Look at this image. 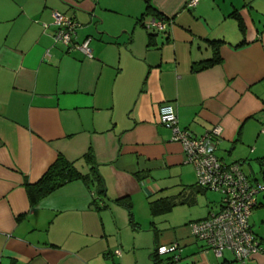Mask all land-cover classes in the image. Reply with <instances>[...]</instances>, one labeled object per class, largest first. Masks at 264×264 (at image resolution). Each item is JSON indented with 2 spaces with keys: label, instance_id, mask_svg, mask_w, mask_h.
I'll return each mask as SVG.
<instances>
[{
  "label": "crops",
  "instance_id": "1",
  "mask_svg": "<svg viewBox=\"0 0 264 264\" xmlns=\"http://www.w3.org/2000/svg\"><path fill=\"white\" fill-rule=\"evenodd\" d=\"M189 1L0 0V264H237L192 235L222 196L197 184L159 107L170 104L195 135L220 125L218 159L264 179V0ZM148 5L171 19L167 30L144 27ZM53 12L80 24L76 44L91 37V57L54 43ZM212 42L222 61L197 70ZM88 152L107 197L75 180L30 207L26 182L59 154L89 173ZM262 213L264 193L249 219L264 244V218L252 219ZM172 243L178 261L157 255ZM245 264H264V252Z\"/></svg>",
  "mask_w": 264,
  "mask_h": 264
},
{
  "label": "built area",
  "instance_id": "2",
  "mask_svg": "<svg viewBox=\"0 0 264 264\" xmlns=\"http://www.w3.org/2000/svg\"><path fill=\"white\" fill-rule=\"evenodd\" d=\"M198 1L190 0L188 7L194 6ZM170 24L171 19L153 18L143 22L144 27L152 33L165 31ZM51 25L54 27V43L62 44L68 50L82 51L88 57L92 56L91 37L80 44L74 42L80 26L76 20L60 12H53ZM43 26L47 28L49 25ZM159 119L171 131V140L182 145L186 162L194 168L197 184L206 190L219 192L222 196L217 212L191 223L194 238L204 243L216 257H221L225 251L232 253L237 264H245L255 253L264 252V244L254 234L249 222L257 205L258 195L264 193V179L251 183L240 164H224L218 159L216 150L222 135L220 125H214L202 135H195L188 129L180 128L174 108L166 103L159 107ZM261 133H264V122ZM260 163L264 169V159ZM179 251L180 245L172 243L159 246L156 253L158 256L170 254L172 261H178ZM114 254L120 256L121 251L117 249Z\"/></svg>",
  "mask_w": 264,
  "mask_h": 264
},
{
  "label": "trees",
  "instance_id": "3",
  "mask_svg": "<svg viewBox=\"0 0 264 264\" xmlns=\"http://www.w3.org/2000/svg\"><path fill=\"white\" fill-rule=\"evenodd\" d=\"M147 15H152L154 19H159V20L164 19L150 5L146 7V11L143 15V18ZM234 17L237 19L238 25L242 30L243 23L241 18L238 15H234ZM212 43L214 44L213 57L206 61L198 63L196 67L197 70L208 68L222 61L221 56L219 54L220 42H212ZM83 160L90 166L89 173H83L76 166L74 162L68 161L63 155L59 154L56 157V160L49 166V168L40 177L38 181L34 183L26 182L24 184V187L28 196L30 207L33 208L36 204H38V202L46 198L53 191L75 180H82L88 184L91 183L92 186L94 187V191L96 194H98L99 196L107 197L106 185L96 168V164L94 162V157L92 153L91 152L86 153L84 155ZM113 201L116 204L123 206L131 216V202L129 201L128 198H118ZM151 209L153 210L154 207L152 206ZM11 264H19V263H17L16 261H12Z\"/></svg>",
  "mask_w": 264,
  "mask_h": 264
},
{
  "label": "rangeland",
  "instance_id": "4",
  "mask_svg": "<svg viewBox=\"0 0 264 264\" xmlns=\"http://www.w3.org/2000/svg\"><path fill=\"white\" fill-rule=\"evenodd\" d=\"M132 211H133V214L134 213L136 214L137 219H146V215H149L147 212V209L145 207L139 206L137 209V207L135 206V208L133 207ZM176 211H180V210H176ZM178 214H179V212H178ZM179 215H180L179 219H181L182 215L181 214H179ZM261 218H264V213H262L261 216L258 214L257 215L255 214L252 219H261Z\"/></svg>",
  "mask_w": 264,
  "mask_h": 264
}]
</instances>
